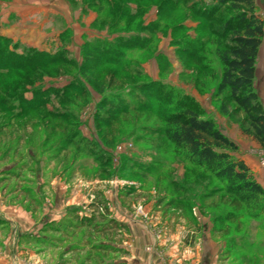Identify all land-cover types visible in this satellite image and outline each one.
<instances>
[{
	"label": "rangeland",
	"instance_id": "1",
	"mask_svg": "<svg viewBox=\"0 0 264 264\" xmlns=\"http://www.w3.org/2000/svg\"><path fill=\"white\" fill-rule=\"evenodd\" d=\"M255 3L264 28V0ZM228 15L216 0H0V99L8 97L0 105V217L12 218L15 229L47 223L67 229L70 221L91 215L90 203L103 199L109 216L126 209L145 225L148 251H155L151 237L158 232L169 238L172 244L160 255L163 264H264V212L231 206L220 192L203 200L178 194L190 184L180 181L185 171L195 177L196 190L219 183L172 151L157 118L158 111L182 101L218 128L238 125L219 113L213 95L220 74L214 50L227 44L222 23ZM36 51L75 65L90 56L88 71H97L91 77L122 108L104 106L99 113L101 94L69 63L43 66L36 57L31 69L6 70L7 61L23 65ZM58 67L61 75L55 74ZM253 88L264 108V33ZM20 95L27 117L37 102L62 109L59 101L70 99L63 109L72 115L52 121L60 124L48 146L41 145L37 118L29 116L27 123L23 114L16 118ZM149 107L154 111L148 114ZM244 140L262 168L258 183L264 189V149L249 136ZM178 199L185 203L173 204ZM211 201L215 207H209ZM230 211L228 220H213ZM203 223L221 229L214 231L218 242L209 238L210 231H200ZM49 229L20 243L27 251L25 264H136L115 251L128 252L125 230L93 239L82 228L65 239ZM99 243L110 251L91 248Z\"/></svg>",
	"mask_w": 264,
	"mask_h": 264
},
{
	"label": "trees",
	"instance_id": "2",
	"mask_svg": "<svg viewBox=\"0 0 264 264\" xmlns=\"http://www.w3.org/2000/svg\"><path fill=\"white\" fill-rule=\"evenodd\" d=\"M216 1L229 12L228 17L222 23V36L226 37L227 44L224 49L216 48L214 50V54L220 64L219 78L213 91L214 97L218 99L217 110L227 118H235L241 132L251 137L264 149V108L253 88L255 61L264 33L263 20L257 12L255 0ZM36 52V55H30V60H26L23 65L18 63L13 67L7 61L6 64H9V66L6 70L21 69L22 66L28 68L32 66L36 57H38L37 62L43 66L49 63H58L60 65L69 63L86 81H91L95 91L101 94L100 103L97 105L99 113L103 110L104 106L107 109L113 107L118 110L122 108L117 103L119 100H116L115 103L112 99L113 95L110 93L108 95L105 94L103 85L96 82L98 80H96L95 76L91 77L97 71H88L91 61L90 56L85 57L79 65H75V61L72 59H62L60 57L45 59V52ZM31 68L33 67H29L28 69ZM63 72V69H60V67L55 70V74L57 75H61ZM76 81L79 80L76 79ZM21 84L19 83V85ZM110 86L111 84L109 85L108 83L105 88ZM61 94L66 95V90L62 91ZM20 96L18 102L19 108L16 109L14 114L18 115L17 119L23 114L25 118L22 121L27 123V119L31 115L26 116L27 114L24 112L22 103L24 97ZM7 99L8 97L0 99V105H5ZM69 100L65 98L59 101V106L61 105L62 109H56L55 107L53 109L43 108L40 102L34 105L35 110L31 113V119L33 117L37 118V124L42 127L41 133L44 134L41 142L42 146H48L46 142L50 141V134L59 127L60 122L56 121L57 123H52V121L56 118H65L72 115L70 111L63 109V107H67L68 103L70 104ZM146 111L149 114L154 109L149 107ZM159 117L163 123L161 134L172 146V151L175 154H182L193 167L209 174L214 181L219 183V187L203 189V186L200 185V189L196 190L193 188L198 187L195 177H189L185 171L180 181L190 184L180 186L178 194L183 195L184 193V196L188 198L197 197L203 200L204 198L211 199L216 192H220L221 198L227 200L231 206L239 207L243 204L254 210V215L264 212V203L261 201V198L264 197L263 187L255 179L245 161L235 155L238 151V146L217 127L211 117L201 114L194 107L191 105L187 106L182 101H179L175 105H170L167 111H158L157 118ZM97 118L105 124L104 118L101 119L100 116ZM54 156L56 157L57 154ZM182 202H184L182 199H178L173 204L181 205ZM209 204V207H215L214 201L209 202ZM201 206L203 207L204 204L202 203ZM89 207L92 209L90 216H82L78 220L76 218L74 222L70 221L67 229L64 225L60 229V223L44 224L43 234L49 227L51 231L62 233L63 238L66 239L72 236L75 231L83 228L85 234L88 231L91 233V237L95 239V237L100 235L107 236V238L109 235L115 237L118 233L126 230V225L123 222L109 216L108 206L103 199L90 203ZM230 213L233 212L230 211L223 218L217 215L213 220L215 222L224 219L228 220ZM220 230L217 225H214V231ZM103 244L99 243L98 246L93 245L91 248L110 251ZM115 251H119L120 254L124 255L128 254L122 248H118ZM86 259H88V256L85 257ZM120 264L125 263L122 261Z\"/></svg>",
	"mask_w": 264,
	"mask_h": 264
},
{
	"label": "crops",
	"instance_id": "3",
	"mask_svg": "<svg viewBox=\"0 0 264 264\" xmlns=\"http://www.w3.org/2000/svg\"><path fill=\"white\" fill-rule=\"evenodd\" d=\"M224 127L225 128L219 127V129L238 146V151L235 153V155L245 161V163L250 167L256 180L260 181L261 179L259 177L262 174V168L257 162V159L253 157V154L248 153L251 150L247 146L249 145V143L245 142L244 140V137L246 135L241 132L238 125H236V127L232 125L229 128L225 124ZM251 145L253 148L252 150L258 151V146L255 143H251ZM4 218L0 217V219L3 220L2 225H0V230H2L3 232L2 238H0V264H22V262L25 264L26 260L24 259L25 257L23 256L22 252L25 253L27 251L24 250L25 247H20L19 245L25 239H35L36 236L34 237V235L36 233H43V226L42 224H40V227L34 228L35 225L33 224L31 228L15 229L11 227L12 225L10 226V221L12 220V218ZM115 218L126 225V230L125 232H123V235L127 238V241L124 243L127 245V255H129L131 260H135L136 264H163L161 262L162 259L160 255H162L163 251L167 249L166 247L172 244V242L169 241V238L161 237V234H163V232H158V238L151 237V245L152 247L156 246V249L155 251H153V249H151V251H148L147 244H150V237H148L149 231L147 232V230L145 229V225L141 222L138 223L139 221L135 220L132 215L128 214L126 209L124 211L122 210L121 213L117 211L115 214ZM142 227L146 232H143ZM200 231L205 235L207 234L205 232L210 231L211 235L210 233L207 234L209 238L213 241L215 240L216 242H218V238L214 236L215 233H217V231L214 233V225L208 226L203 223ZM4 235L6 236L5 238H3ZM27 250L32 251L31 249ZM20 257H23L22 260L19 259Z\"/></svg>",
	"mask_w": 264,
	"mask_h": 264
}]
</instances>
